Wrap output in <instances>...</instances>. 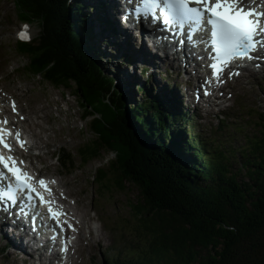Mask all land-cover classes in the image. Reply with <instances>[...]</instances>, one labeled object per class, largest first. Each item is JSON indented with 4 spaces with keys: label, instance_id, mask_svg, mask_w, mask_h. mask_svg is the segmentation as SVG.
<instances>
[{
    "label": "trees",
    "instance_id": "trees-1",
    "mask_svg": "<svg viewBox=\"0 0 264 264\" xmlns=\"http://www.w3.org/2000/svg\"><path fill=\"white\" fill-rule=\"evenodd\" d=\"M13 2L20 19L38 22L42 32L15 44L27 57L24 72L74 87L84 116L92 117L97 136L79 148L81 162L115 152L93 180L120 190L129 183L137 191L130 207L145 245L110 264H264L263 118L241 146L196 135L168 99L133 84L144 96L133 102L105 73L83 2ZM59 159L75 163L70 153Z\"/></svg>",
    "mask_w": 264,
    "mask_h": 264
},
{
    "label": "rangeland",
    "instance_id": "rangeland-1",
    "mask_svg": "<svg viewBox=\"0 0 264 264\" xmlns=\"http://www.w3.org/2000/svg\"><path fill=\"white\" fill-rule=\"evenodd\" d=\"M71 1L75 2V0ZM81 1L88 6L83 14L87 13L91 20L95 14L91 6L97 3L92 0L91 3L88 0ZM13 3V0H0V92L8 95L12 102L19 101L22 114L28 115V120L23 122L22 126L32 136L31 142L35 144L31 153L34 156L30 164L32 163L31 166L42 174L60 178L61 186L66 187L70 195V203L74 204L76 199L75 205L83 209L89 223L101 229L100 237L96 238L100 242L95 243H88L90 233L86 230L81 257L78 258L79 264H110L111 260H115L117 256L128 257L129 252L142 247L145 243L142 235L134 231L135 217L130 207V202L135 201L137 197V191L129 183L126 184V190H120L102 188L99 184L103 183L93 180L96 171L99 168H105L107 159L115 157V152L104 151L98 158L87 163L81 162L79 148L97 136L90 127L92 117L84 116V109L75 94L74 87H56L44 80L42 76L24 72L23 66L27 62V57H22L15 47L18 32L27 26L33 39L42 32L38 22L22 21ZM102 25L104 26L103 23ZM92 30L95 44L102 46L99 51L105 55L101 59L105 73L117 79L118 87L129 90V97L133 99V102L144 97L142 93L132 90L136 84H144L148 90L151 88L152 92L154 91L151 95H155L157 90H164L169 94L168 91L174 88L175 83H179L175 76L176 71L174 75L170 73L171 71L166 72L165 68L157 71L148 67V71L143 72L138 67L133 71L137 79L132 80L133 72L131 71V75L128 73L133 69L134 62L129 63L126 60L125 63L122 59L125 53L116 44L111 43L113 47L109 44L107 48L104 41H108L109 38L103 39L101 35H98L96 25L92 24ZM123 69L124 73L119 72ZM152 71H154L153 75ZM121 74L122 78L116 76ZM181 78L182 82L176 90L179 92L183 90L184 94L186 87L194 84L196 80H185L187 75L184 77L182 75ZM133 84H135L134 87ZM229 87L227 98L222 106L213 108L209 114L201 108L195 111L187 101L186 95L182 99L184 102L181 112H188L194 134L208 139L219 137L227 146H241L246 141L247 135L258 132V123L262 122L261 118L264 120V70L250 78L232 81ZM176 90H172L171 93L175 94ZM174 94H172L173 97H175ZM30 116H34L35 121L37 119L41 122L42 130L38 125L33 124ZM220 117L225 119V124L220 123ZM58 152L63 156L68 153L73 155L74 165L65 166L59 159ZM14 254V250L7 248L0 239V264H30L20 260L18 262Z\"/></svg>",
    "mask_w": 264,
    "mask_h": 264
},
{
    "label": "snow or ice",
    "instance_id": "snow-or-ice-1",
    "mask_svg": "<svg viewBox=\"0 0 264 264\" xmlns=\"http://www.w3.org/2000/svg\"><path fill=\"white\" fill-rule=\"evenodd\" d=\"M134 14L137 19L151 18L153 23L162 19L178 36L183 37L187 32L189 43H204L211 61L208 64L212 70L211 78L206 80L209 85L223 83L224 72L233 64L257 59L253 54L264 50V0H136ZM124 19H128L127 14ZM194 36L198 38L194 39ZM20 37L23 40L30 38L27 26ZM231 75H239V72ZM12 107L15 111L14 102ZM8 123L7 119L0 120V202L15 206L23 197L33 203L38 200L60 226L61 232L65 231V224L75 231L68 221L62 220L67 214L54 207L55 201L49 198L50 185L55 181L37 179L22 166L24 161L11 154L14 151L11 137H15L21 148H25L27 142L20 132L13 133L7 128ZM69 242H64L62 251L65 253L69 250Z\"/></svg>",
    "mask_w": 264,
    "mask_h": 264
},
{
    "label": "bare ground",
    "instance_id": "bare-ground-1",
    "mask_svg": "<svg viewBox=\"0 0 264 264\" xmlns=\"http://www.w3.org/2000/svg\"><path fill=\"white\" fill-rule=\"evenodd\" d=\"M88 1H90V3H91V0H88ZM102 1L105 4V6L103 7L104 12H105L104 14L108 15L110 18H112L111 19L112 25L107 24L106 28L103 27L102 22L100 23L97 11H95L93 18L91 19L92 24L97 26L98 35H101L103 39L109 38L108 41L107 40L104 41L105 46L107 48H109V44H111V43L113 45L116 44L117 47H120L122 49L123 53L127 52L130 54L131 59H132L131 61H133L134 63H133V69L129 70L128 75L131 73V71L133 72L138 67H139V69L141 68L140 69L141 71L144 69L148 70L149 68L151 70L160 71L161 69L165 68L166 72L171 71L170 73H172L174 75H175V71H176L175 76L177 77L179 83L178 84L175 83L174 89H176V87L181 84V82H182L181 76L183 75V77H184L187 75V78H185V79L187 80L189 78H192L193 80H196V82L194 84H197V85L194 88H193L194 84L189 85L186 88V91L184 90V94H183V90L181 91V93L183 96L186 95L187 101H189V104L192 107H194V109H195V107L200 109L199 105H197V104H199L200 100L196 101L199 97L197 95H195L193 93V91L197 90L201 94L202 87L207 86L206 76L201 75L197 71L200 68V65H199L200 58H202V56L198 57V55H201V53H198V50H197L196 57H194V55H190V56L187 55V48H186L187 45L181 46L184 49V51L183 50L182 51H174V52L171 51V53H170L169 50H171V46L163 43L162 41L161 42H155L154 39L152 37H150L149 35H147L145 33H138L136 30L129 28V26H123L121 24L120 19H119V11H118V10H120V5H119L118 0H102ZM87 9H88V7H87ZM105 21H107V20H105ZM109 31H110V35H108ZM94 44H95V42L92 45H94ZM112 44H111V46L113 47ZM98 46L95 44L94 47H98ZM178 46H179L178 44H175V47H173V49L178 47ZM95 49H97V48H95ZM98 50H97V52H98ZM192 50L196 51V48L194 46H192ZM108 59H110V58H108ZM118 70H119V68H118ZM118 70H116V71H118ZM123 71H124V69L119 71V72L124 73ZM153 72L154 71H152L151 73H153ZM248 75L254 76L255 74L252 73L251 71H249ZM116 76L118 78H122V74L116 75ZM245 77H247V75ZM133 78L137 79L135 72H133L132 80H133ZM122 83L124 84V82H122ZM213 90L220 91L222 94L217 93L216 97H211V95H209V96L206 95L204 97V94H201V96L204 97L203 104H204V102L206 103V105L204 104L203 106H201V108L204 110L206 108L205 112L208 114L211 112L210 110H212L214 104L216 106H218V101H220V103H223L225 101L224 99L227 98V93L224 94V92H226V90L224 89L223 86H221V87L213 86ZM14 97L16 98V96H14ZM193 101H195V103ZM0 102L1 103L10 102L9 97L0 92ZM12 104H13L12 102L6 104L7 109H9V107L13 108ZM15 105H16V103H15ZM16 109L17 110L15 113L14 112L10 113L11 118H12V124L16 125L20 131L27 133L26 128L24 126H22V123L25 122L26 120H28V115H27V113H26V115L22 114V110H21L19 101L16 105ZM195 111H196V109H195ZM31 112H33V111H31ZM33 114H35V113L33 112ZM30 115H31V113H30ZM18 118H20V120ZM30 119L33 120L34 125L36 124V125H38V127L41 128V130L43 129L41 122L38 121L37 119H36V121H37L36 122L34 119V116H30ZM23 149H25V148H23ZM26 150L30 154L32 148L26 147ZM58 183L61 186L62 183L60 181H58ZM64 188L65 189L63 191H64L65 196L62 195L63 196L62 200L70 208L71 213H69V217L71 218V220L74 222V224L77 226V229H78V236L72 241V245H71L72 248H70V251L68 253V257H69L68 261H65L63 259V254L61 253V251L59 249L55 250V251H52V250L49 251L48 259L46 257H42V255L40 253H38L34 247H31V246H30V248L34 251L33 252L34 254L33 253H27L26 250H27L28 244L26 243V240L28 238H31V239L37 238V234L34 230V226L32 224H29L26 222L29 226V230L26 228L20 229L19 227L14 225L18 220L10 218L9 221L6 223V220H4L2 222V220L0 219V239H2V241L4 242V245L7 248H9V249L11 248L14 250V253H15L14 255L16 256V260H18V262L20 260L23 263H30V264H47V263H49V264H79L78 258L81 257L80 253L82 252V249H83L82 243H83V240L85 238L86 230H89L88 232L90 233L88 243L100 242L96 239V238L100 237L99 236V233L101 231L100 227H98V226L94 227L89 223V221L85 218L86 213L84 211H82L83 209H79V207L77 205H75L77 203L76 199H75L74 204H71L69 202L67 197H70V195L67 192V188L66 187H64ZM59 194H61V192H59ZM86 225H87V229H86ZM19 231L23 232L26 236L22 235ZM2 247H4V246H2ZM44 249L47 250V245L45 246ZM10 252H11V250H10ZM37 253L39 254L38 257H37ZM44 254H45V252H44ZM19 256H20V258H19ZM37 258L40 260L39 262L36 261Z\"/></svg>",
    "mask_w": 264,
    "mask_h": 264
}]
</instances>
